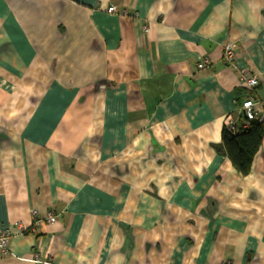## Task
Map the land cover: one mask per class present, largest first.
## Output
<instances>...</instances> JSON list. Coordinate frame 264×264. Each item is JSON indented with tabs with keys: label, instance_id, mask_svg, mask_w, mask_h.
Wrapping results in <instances>:
<instances>
[{
	"label": "crops",
	"instance_id": "0c3cea01",
	"mask_svg": "<svg viewBox=\"0 0 264 264\" xmlns=\"http://www.w3.org/2000/svg\"><path fill=\"white\" fill-rule=\"evenodd\" d=\"M250 97L264 0H0V264H264V135L213 147Z\"/></svg>",
	"mask_w": 264,
	"mask_h": 264
},
{
	"label": "trees",
	"instance_id": "16d2710c",
	"mask_svg": "<svg viewBox=\"0 0 264 264\" xmlns=\"http://www.w3.org/2000/svg\"><path fill=\"white\" fill-rule=\"evenodd\" d=\"M264 135V121L248 120L247 127L232 132L225 125L221 129V141L213 147L225 155L232 166L242 175L248 174L254 155Z\"/></svg>",
	"mask_w": 264,
	"mask_h": 264
},
{
	"label": "built area",
	"instance_id": "2783aa9c",
	"mask_svg": "<svg viewBox=\"0 0 264 264\" xmlns=\"http://www.w3.org/2000/svg\"><path fill=\"white\" fill-rule=\"evenodd\" d=\"M106 11L109 13H112L115 11V6H108L106 8ZM223 61L225 63H232L233 57H234V44L229 42L226 43L223 46ZM206 60H201L199 63H197V68H203L205 66ZM245 85L248 87H253L258 84L257 78L254 76H250L247 79L244 80ZM236 102V100H235ZM260 101H257L253 98H246L243 99L239 102V110L240 113L242 114L243 118L245 121L251 120V119H256L257 117V109L256 107L260 104ZM225 127H227L230 131L236 132L238 131V128L235 126V123L233 120L229 117L225 119L224 123ZM32 216H33V225L31 226V229L34 230V225L36 223H39L42 219H38L36 217V211H32ZM48 223H54L56 222V216L51 212L47 213L45 218L43 219ZM16 228L21 232L26 231L22 225H17ZM12 236V229L10 227H5L0 230V251L2 253H5L8 249V242ZM48 264V263H44Z\"/></svg>",
	"mask_w": 264,
	"mask_h": 264
}]
</instances>
